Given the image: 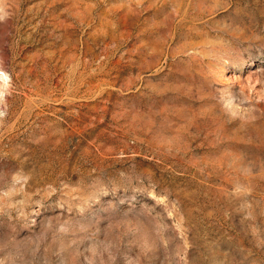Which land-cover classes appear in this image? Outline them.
I'll list each match as a JSON object with an SVG mask.
<instances>
[{
  "label": "rangeland",
  "instance_id": "1",
  "mask_svg": "<svg viewBox=\"0 0 264 264\" xmlns=\"http://www.w3.org/2000/svg\"><path fill=\"white\" fill-rule=\"evenodd\" d=\"M0 264H264V0H0Z\"/></svg>",
  "mask_w": 264,
  "mask_h": 264
}]
</instances>
